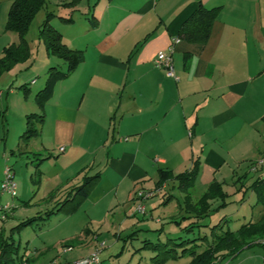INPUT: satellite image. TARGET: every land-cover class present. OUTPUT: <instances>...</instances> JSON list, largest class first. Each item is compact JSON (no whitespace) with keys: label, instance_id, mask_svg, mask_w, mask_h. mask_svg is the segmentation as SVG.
<instances>
[{"label":"crops","instance_id":"1","mask_svg":"<svg viewBox=\"0 0 264 264\" xmlns=\"http://www.w3.org/2000/svg\"><path fill=\"white\" fill-rule=\"evenodd\" d=\"M1 1L8 4L12 0ZM200 1L207 8L221 6V11L205 45L180 41L173 47V66L178 80L167 77L155 66L154 60L159 52L168 50L171 39L177 36L182 22L194 11L198 0H79L74 7L62 6L66 0L56 1L57 11L51 13L50 23L61 33L62 41L69 48L81 50L84 58L68 77L55 84L43 108V125L39 134L32 138L38 141L39 147L33 150L27 146L25 151L43 159L39 163L38 183L40 186L45 183L49 198L54 192L60 198L71 186L79 184L84 174L99 173V177L75 211L52 214L39 224L41 231L50 219H54L46 228L52 238L46 246L43 242L45 247L41 254L49 248L56 251L45 263L52 259L73 261L90 254L103 243L100 256L105 242L98 227L92 226L101 222L95 214L121 211L123 219L128 215L136 217L139 214H134L133 195L139 189L153 192L144 202L145 210L152 207L147 202L157 193L162 195L161 202H157L160 206L177 199V215L171 214L166 223H173L177 231L175 237L180 236L181 228L190 221L184 219L189 216L184 211V194L172 180L157 187L159 169L175 175L198 157L202 163L196 181L202 195L222 163L221 154L216 150L218 135L223 145L233 149L238 147V144H231L236 134L244 140L252 126L263 125L264 72L260 70L262 57L259 53L263 27L259 8L250 22L241 10L234 13L241 9L232 8L238 0ZM44 19L45 13L39 22ZM2 33L6 41L0 43L1 48L15 42V33L3 31L1 26L0 35ZM249 39L257 55L252 64ZM51 64L58 63L47 58L39 72L45 74ZM8 77L6 89L2 90L3 85H0V106L4 112L9 111L13 107L11 96L17 101L23 100L20 135L25 128V116L38 113L39 109L34 103L28 105V95L17 96L14 76ZM30 84L36 85L37 81L32 79ZM42 84L41 81L39 86ZM60 147L64 148L63 152L59 151ZM243 147L239 146V154H246L247 148L241 150ZM13 148L18 150V141ZM260 155L264 157V151ZM6 167L12 170L11 165L4 169ZM247 171L250 172L248 166L240 175L234 174L235 178L244 175L241 178L244 186L248 180ZM252 182L246 186L247 190ZM238 184L233 185V195L243 194L244 187ZM193 188L195 185L189 190L191 198ZM173 189L180 192V200ZM232 194L228 193L226 199ZM15 197L17 192L10 198ZM4 204L9 205L0 201V205ZM253 208L258 220L262 209L260 206ZM220 209L215 210L211 204L212 211L200 221L201 227L194 233L209 235L208 228L212 225L205 221ZM139 216L146 219L152 214ZM221 219L226 220L228 227V215L224 214L219 221ZM154 221L163 226V219ZM162 226L158 232L163 230ZM114 237L119 239L120 234L115 233ZM254 245L259 244L245 247L218 262L244 264L256 257L264 264V246L259 245L263 251L255 255L249 251ZM103 260L101 258L102 264ZM26 261L28 264V259Z\"/></svg>","mask_w":264,"mask_h":264},{"label":"rangeland","instance_id":"2","mask_svg":"<svg viewBox=\"0 0 264 264\" xmlns=\"http://www.w3.org/2000/svg\"><path fill=\"white\" fill-rule=\"evenodd\" d=\"M57 0H45V6L41 8L28 26V30L25 34V38L27 40L29 50L31 53V57L28 61L18 64L14 66L11 70L3 73L0 76V85L2 86V90L6 89V83L9 84L8 76H14V87L18 90L17 96L24 97V93L22 89L18 87L22 84H26L29 87L28 92V105L32 103L36 104L34 101V95L37 89L43 87L40 83L45 81L44 72H39L42 66L46 63L47 58L52 60L54 63H58L60 69H65V63L57 58L49 56L46 53V50L39 41L38 34L41 22L39 19L45 13L47 14L56 13L55 5ZM64 1V0H63ZM10 3L8 4L4 1L0 0V29L3 27V31L5 28L7 9H9ZM71 3V0H66V2L62 3V6L74 7L68 5ZM78 4V3H77ZM77 4L75 6H77ZM241 7V9L236 10L234 13L238 11H242L243 14L247 15L249 21L251 22L254 13L257 12V8H259L261 22L263 27V43L260 44L262 50L259 49V53H261L262 57V65L260 70L262 73L264 72V0H238L235 4L232 5V8ZM4 23V24H3ZM16 35V34H15ZM6 37L2 33L0 35V43H5ZM18 41V36L16 35L15 42ZM12 42V43H15ZM10 44V43H9ZM8 44V45H9ZM1 45V44H0ZM263 45V46H262ZM2 47V46H1ZM0 47V48H1ZM256 48V47H255ZM3 48L0 50V54ZM249 51H250V64H252L253 59L255 58V62L257 60L256 49L254 50V45L251 39H249ZM250 70V69H249ZM251 71V70H250ZM5 78V79H4ZM34 79L37 81L36 85H31L30 81ZM264 80V74H263ZM4 87V88H3ZM38 87V88H37ZM37 88V89H36ZM36 89V90H34ZM6 90H4L5 92ZM6 93L1 98V102L4 103ZM20 98V97H18ZM11 104L13 107L9 109V111L1 110L0 106V182L3 178L4 166H12V172L14 174V182L16 183V192L17 197L10 198L7 195L0 196L1 203L8 202L11 206L9 210L4 212L0 211V232L2 234L8 235L9 231L12 227L17 225L19 222L26 220L31 217H35L43 214L45 211L50 210L54 206V199H50L48 195V188L45 186H40V183L31 182L30 175H33L34 166L36 161L33 159L30 153H19L16 150L14 145L18 141V129L21 125V117H20V107L21 102L23 100L20 98L19 101L16 100V97L11 96ZM262 120V119H261ZM263 121V120H262ZM264 122V121H263ZM10 129L9 133L8 130ZM258 130V132H257ZM239 136V137H238ZM242 136V135H241ZM238 137V138H237ZM221 135H218L216 150L221 155L222 163L219 164L216 168V177L212 180L211 183H215L222 187L223 192H225L228 196V193L232 194V190L234 189V183H239L237 186H242L243 194L241 192L238 195H233L229 198V200L225 199V202L229 204L227 207L222 208L218 211H214L210 217L206 219L205 222H209L210 225H214L219 219L227 214L230 218L228 224V229L234 231L241 224L248 222L249 220L256 221L255 212L253 211V206L256 201V196L254 192L250 189H246L252 180L257 177H262L264 168L257 169L255 171L252 170L255 163L259 160H264L260 154L264 151V123L259 126H252L249 135H246V139L242 140L240 134H236L233 138V142L238 144V147H234L233 149L227 148V145H223L221 143L222 138ZM237 138V139H236ZM236 139V140H235ZM33 142H36L32 144ZM246 142V144H245ZM32 144V145H30ZM38 141L29 142L28 147L33 150L38 146ZM244 145L241 150H245L247 148L246 154H239L237 151L239 146ZM11 150L10 151V149ZM27 147V148H28ZM226 150L229 152L227 153ZM11 152V153H10ZM242 155V156H241ZM245 158V159H244ZM199 162V173L202 161L196 157ZM244 159V160H243ZM192 163V162H191ZM191 164L186 168L188 169ZM247 166L251 171H247L248 180L243 184L241 183V178H244L242 175L240 178H235L236 175H240L244 170L247 169ZM205 174L209 175L205 171ZM233 175L230 176V175ZM235 174V176H234ZM38 175V174H37ZM199 177V174H198ZM38 176L33 175V179H37ZM195 188L191 190L192 198H190V202H197L199 199V195H201V190L199 186V182H194ZM209 187V186H208ZM207 189L204 192H207ZM239 189V188H238ZM246 189V190H245ZM173 193L176 194V197L180 200V192L177 189H173ZM246 191V192H245ZM228 192V193H227ZM244 198L242 199V196ZM161 194L157 193L154 197L150 198L147 202L148 205H152L151 208L146 210V215L149 213L152 214V217L149 216L146 219H141L139 215H135L136 217L132 218L128 215V217L123 219V214L121 211H115V213L103 214L100 212L96 213L97 219L101 222H95L93 227H98L101 232L102 239L105 242V248L101 253V258H103V264H155L151 258L159 253V251H154L150 246L152 244L164 243L167 241V238H176L174 235L177 231L173 227V223H166L169 219V216L173 213L177 215V199L173 198L169 205L160 206L157 202H161ZM191 197V196H190ZM193 199H196L193 201ZM167 200V199H166ZM182 200V198H181ZM235 200V202L233 201ZM233 201V202H232ZM237 201H240L236 203ZM24 202H28V204H24ZM181 202V201H180ZM220 200H211L208 201V204H213V208H216L218 204H220ZM154 205V206H153ZM12 206H15V209H12ZM13 210V211H12ZM12 211V212H10ZM186 213V212H185ZM103 215V218H102ZM4 216V217H3ZM168 216L166 219L165 217ZM171 217V216H170ZM156 218L163 219V226L155 223ZM54 219H50L48 224L43 230H39V224H33L21 228L19 231H16L13 234V239L16 244H18L19 250L14 261V264H25L28 259V264H44L52 255L55 254V248H49L46 253H42L41 251L48 244L49 240L52 238L51 233H48L46 228H49V224H53ZM53 221V222H52ZM185 225V223L183 224ZM162 226L163 230L158 232L157 229ZM204 229V228H202ZM45 230V231H44ZM207 231V229H205ZM119 233L120 238H115L114 234ZM170 234V235H169ZM132 235V236H128ZM184 235V234H181ZM127 236V237H126ZM188 237H193L190 233L187 234ZM185 237V236H184ZM45 243V246L43 244ZM145 242H149L150 245L144 246ZM176 242H179L176 241ZM168 248H178L177 246H173L172 244L168 245ZM263 248L259 245H254L249 248L250 253H255L257 255L258 252L261 253ZM246 252V251H245ZM242 258V257H240ZM189 261L188 257L180 258L177 260H169L164 264H187ZM244 264H260V259L254 258L250 261H244ZM218 264V261L213 262L212 264Z\"/></svg>","mask_w":264,"mask_h":264},{"label":"trees","instance_id":"3","mask_svg":"<svg viewBox=\"0 0 264 264\" xmlns=\"http://www.w3.org/2000/svg\"><path fill=\"white\" fill-rule=\"evenodd\" d=\"M78 2L79 0H71V3L68 5L75 6ZM44 6L45 0L11 1L7 11L4 30L15 33L18 36V41L3 47L0 54V76L11 70L14 66L30 59L31 53L25 34L36 13ZM220 11L221 6L207 8L198 0L194 11L182 22L176 37L180 41L187 43L205 45L210 38L214 22ZM51 16L52 14H47L42 21L38 38L43 44L46 53L49 56L61 59L66 67L64 70L55 64H51L48 67L45 73L44 85L34 95V102L39 112L30 113L25 116V128L18 138V151L21 153H26L25 150L31 139L39 134V130L44 122L43 108L50 98L55 84L68 77L84 58L81 50L69 48L62 41L61 33L50 23ZM66 21H70V19ZM18 88L23 90L24 96H27L29 87L26 84H22ZM261 119L264 121V115ZM37 156V154H33V159L36 161L33 175L38 176V178L34 180L32 175L31 180L35 184L39 182L40 175L38 168L39 163L43 160L40 157L37 158ZM198 174L199 162L197 159L192 160L191 166L188 169L175 175L166 169H159L158 171L157 187H161L168 180L177 183L178 189L184 194V211L189 215L184 219L190 221L181 228V234L184 235L176 238H167V241L164 243L152 244L150 246L154 251H159L158 254L151 258L155 264H164L169 260H177L184 257L189 258L187 264H212L225 257L233 256L243 248L253 244L264 246V177H258L249 186V189L256 196L254 206H260L262 209L259 219L256 221L249 220L235 231L229 230L225 226L226 220L221 219L218 223L208 228L209 235L206 236L196 234L194 231H196L195 229L198 230V227H201L200 221L212 211L208 201L220 200L221 203L215 208L217 210L227 205L225 199L228 196L223 192L220 185L211 183L207 192H204L197 202L191 203L189 190L193 187ZM98 177L99 173L93 175L84 174L81 182L71 186L60 198H57L55 192L51 194L50 199H57L50 210L19 222L10 229L8 235L4 236L0 232V264H14L19 250L18 244L13 239V234L16 231L29 225L42 224L52 214L75 211L88 197ZM24 204H28V202ZM188 233L195 235L190 238L187 236ZM178 240L179 242H176ZM169 244L178 248H168ZM148 245L150 243L145 242L144 246Z\"/></svg>","mask_w":264,"mask_h":264},{"label":"built area","instance_id":"4","mask_svg":"<svg viewBox=\"0 0 264 264\" xmlns=\"http://www.w3.org/2000/svg\"><path fill=\"white\" fill-rule=\"evenodd\" d=\"M180 40L177 37L171 39V44L166 52H159L154 60L156 67L162 69L165 75L174 80H178V77L175 75L174 66H173V47L179 43ZM64 148L60 147L59 151L63 152ZM264 168V160H259L254 164L252 170ZM16 193V183L13 179L12 170L9 167H6L3 172V178L0 183V196L8 195L10 197L15 196ZM153 195L152 191L139 189L133 195V200L135 202L134 214L144 215L146 213L144 202ZM9 205L4 204L0 205V211L4 212L9 210ZM4 217V216H3ZM104 246L103 243H100L99 246L90 254L75 259L70 262H62L58 259H52L45 264H102L101 258L99 256L100 249ZM215 264V263H214ZM220 264V263H218Z\"/></svg>","mask_w":264,"mask_h":264}]
</instances>
